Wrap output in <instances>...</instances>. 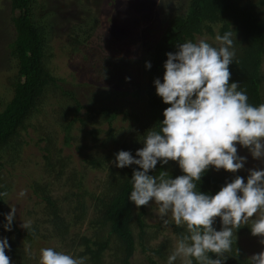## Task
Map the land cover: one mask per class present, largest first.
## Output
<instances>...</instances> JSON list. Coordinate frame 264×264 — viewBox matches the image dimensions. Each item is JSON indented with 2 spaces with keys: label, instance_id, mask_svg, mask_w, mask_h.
<instances>
[{
  "label": "trees",
  "instance_id": "trees-1",
  "mask_svg": "<svg viewBox=\"0 0 264 264\" xmlns=\"http://www.w3.org/2000/svg\"><path fill=\"white\" fill-rule=\"evenodd\" d=\"M37 5L38 0H11L15 40L10 53L16 61L19 80L13 87L12 100L0 113V193H7L0 195V240L8 241L6 255L11 264H39L32 253L42 243L55 245L56 251L76 258L86 257L85 264H133L137 253L144 256L146 264H167L174 249L171 240L160 242L165 229L161 224L148 223L147 206L137 208L128 199L133 172L141 169L137 165L117 168L116 154L128 151L138 159L136 152L143 148L146 132L162 123L163 112L170 105L156 94L154 82H163L167 53H175L177 45L184 42L208 38L207 43L219 48L220 44L210 40L233 31L231 50L235 55L229 66L230 83L239 84L238 90L247 94L251 105L264 103V0H189L184 13L169 18L146 56L125 58L99 50L91 56L89 38H71L72 54L79 53L94 80L109 87L102 93L107 102L89 107L63 90L61 81L50 70L53 54L46 29L35 19ZM51 94L64 97L57 112L59 128L64 134V148L75 147L81 167L65 150L56 147L54 137L45 132L40 135L36 144L43 154L45 172L30 185L38 200L39 218L27 230L13 219L11 231H6L9 185L1 172L21 161L23 134L33 128L31 122L43 113ZM113 94L126 100L128 106L114 105ZM120 117L128 124L127 131L117 128ZM90 171L104 174L96 187L89 183ZM162 171L172 179L183 175L173 161L166 165L158 162L149 175L158 176ZM236 177L245 183L248 179L209 167L197 182V190L214 196ZM171 227L176 241L186 232V228L174 223ZM213 228L222 229L220 218H216ZM243 234L252 235L249 225L236 231V241L234 235L232 250L225 254L223 264H250L239 245L238 238ZM174 264H182L181 259ZM193 264L198 262L193 259Z\"/></svg>",
  "mask_w": 264,
  "mask_h": 264
},
{
  "label": "clouds",
  "instance_id": "clouds-1",
  "mask_svg": "<svg viewBox=\"0 0 264 264\" xmlns=\"http://www.w3.org/2000/svg\"><path fill=\"white\" fill-rule=\"evenodd\" d=\"M232 36L233 31L217 34L219 48L201 39L179 44L175 53H167L163 82H154L156 94L170 105L162 123L146 132L144 146L136 152L138 159L128 151L116 154L117 168L137 165L141 169L133 172L128 199L137 208L154 201L165 226L174 222L186 228L167 264L178 258L182 264H193V259L198 264H223L236 231L250 221L252 236L260 237L264 245V170L250 171L246 183L236 177L214 196L197 190V182L209 167L230 173L243 168L245 158L237 155V144L254 159L264 158V103L251 105L247 94L238 90L239 84L230 83L229 66L235 55ZM169 161L177 162L183 175L175 179L163 171L149 175L158 162L166 165ZM16 212L11 207L6 231H11ZM216 218L222 222L219 231L213 228ZM21 227L30 229L31 222ZM8 248L7 239L0 240V264H11ZM86 259L47 247L40 250L39 264H85ZM249 261L264 264V251Z\"/></svg>",
  "mask_w": 264,
  "mask_h": 264
},
{
  "label": "rangeland",
  "instance_id": "rangeland-1",
  "mask_svg": "<svg viewBox=\"0 0 264 264\" xmlns=\"http://www.w3.org/2000/svg\"><path fill=\"white\" fill-rule=\"evenodd\" d=\"M188 2L189 0H38L35 19L46 29L53 54L49 67L61 81L59 86L73 93L83 106L89 107L96 102L101 104L104 100L107 102V98L103 99L102 93L109 87L94 80L92 71L82 63L79 53L72 54L74 45L71 38H78L81 41L89 38L88 47L92 51H89L88 55L91 56L97 50L125 58L146 56L163 33L169 18L184 13ZM12 17L11 0H0V113L12 100L13 87L19 80L17 64L10 53V45L15 40ZM210 41L219 44L216 40ZM111 102L118 107L128 106L126 100L119 99L115 94ZM63 104L64 97L61 95H49L43 113L31 122L33 128H30L28 134H23L21 161L14 168L1 172L9 185L7 210L10 213L11 207H16L14 220L21 229L23 222L32 223L37 217L39 218L38 200L30 188L33 181L38 180L45 172L43 154L36 144L39 136L48 133L49 136L54 137L56 147L65 150L66 155L73 157L75 165L81 167V159L75 147L64 148V134L59 128L61 119L57 113ZM116 126L124 131L128 129V124L123 123L121 117ZM73 133L78 134L77 131ZM41 147H44V144H41ZM236 147L237 155L245 158L243 168L236 174L249 176L252 170H264V158L254 159L247 148L239 144ZM103 178L104 174L101 172L88 173L89 183L94 187ZM22 191L25 193L23 196L20 195ZM147 211L148 223L161 224L165 229L160 242L171 240L174 249L177 242L171 227L174 222L168 226L163 224L154 201L149 202ZM238 239L241 250L248 259L264 251L260 237L243 234ZM47 247L57 249L55 245L41 243V246L34 249L32 257H37L39 260L40 250ZM133 264H146L144 256L137 253Z\"/></svg>",
  "mask_w": 264,
  "mask_h": 264
}]
</instances>
